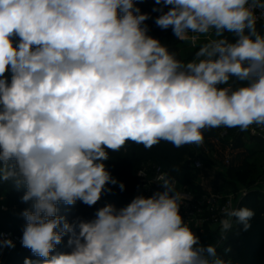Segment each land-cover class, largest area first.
<instances>
[{
  "label": "clouds",
  "instance_id": "9594fccd",
  "mask_svg": "<svg viewBox=\"0 0 264 264\" xmlns=\"http://www.w3.org/2000/svg\"><path fill=\"white\" fill-rule=\"evenodd\" d=\"M136 2L0 0V185L31 202L21 244L39 259L24 264H231L200 244L167 172L156 177L163 191L108 203L94 219L59 214L112 192L105 162L128 142L202 147L210 129L264 130V0H155L157 27L193 46L206 38L189 62L148 34ZM254 215L223 208L221 238L234 225L247 231ZM66 235L71 251H56Z\"/></svg>",
  "mask_w": 264,
  "mask_h": 264
},
{
  "label": "trees",
  "instance_id": "16d2710c",
  "mask_svg": "<svg viewBox=\"0 0 264 264\" xmlns=\"http://www.w3.org/2000/svg\"><path fill=\"white\" fill-rule=\"evenodd\" d=\"M136 6L141 9L142 13L150 15V18L145 21L149 27L148 34L158 39L162 44L167 45L169 51L176 53L177 58L182 60L178 53L181 41L175 38L172 29L162 30L154 23L155 18L160 13L153 12L152 9L160 7V5H156L155 0H142V2L137 0ZM167 10L165 8V11ZM257 27L259 26L257 25ZM232 39V42H234L236 37ZM230 83L238 86V82L234 80L230 81ZM211 135H214L212 129L204 133L205 138ZM231 137L229 138L231 139ZM239 137L234 136L232 139L236 142V140H239ZM256 144L257 148H254L255 150H252L251 153H254V151L264 153V147L261 143L257 142ZM189 154V145L176 148L172 144L163 141L150 150H146L142 145L132 142H128L119 152L114 153L109 150L110 159L105 162L106 167L118 181L116 185H108L112 189V192L103 194L101 199L91 207L81 201H77L73 206L60 204L58 205L60 209L59 214L65 215L69 222L77 219L91 220L95 218L96 211L108 203L114 204L117 208L126 206L136 197L134 195V188L137 182V171L143 163L148 161L162 165L169 174L187 181L188 167L184 159ZM254 167V164L248 161V157H245L241 165L238 167L230 166L226 172L221 174L223 184L220 187L222 189L235 190L239 187L251 186L260 176L254 181L251 180L245 183ZM175 168H178L179 171H175ZM119 182L125 185L123 191L119 188ZM22 195L23 190L17 191L10 183L0 185V197L3 196L7 206L6 210L0 209V231L14 232L20 238H22L23 228L26 224L25 219L20 213L24 209L31 207V202H21ZM239 207H248L254 210L255 215L249 222L251 227L247 231H243L242 225H236L224 247L217 250V255L226 261H231V264H264V196L251 192L241 201ZM67 240L68 236L66 235L62 243L57 245L56 251H71L67 247ZM14 245V248L5 246L0 249V264H24L25 258L32 260L39 259L29 249L23 247L21 242Z\"/></svg>",
  "mask_w": 264,
  "mask_h": 264
},
{
  "label": "built area",
  "instance_id": "2783aa9c",
  "mask_svg": "<svg viewBox=\"0 0 264 264\" xmlns=\"http://www.w3.org/2000/svg\"><path fill=\"white\" fill-rule=\"evenodd\" d=\"M256 15L258 17L257 25L264 33V15L261 14L259 9L256 10ZM201 38L205 37L201 36L198 41ZM190 45L193 46L191 43ZM196 45L193 47H196ZM9 72L6 73L7 77L9 76ZM212 130L214 135L207 136L202 147L197 148L195 145H189L190 154L184 159L188 167L187 181H183L179 177L169 174L162 165L148 161L143 163L137 171L138 173L142 170L145 175H136L137 182L134 188V195L149 197L156 191H163L161 184L156 181V177L167 172L175 178L177 190L182 192L187 198L180 208V213L184 221L189 222L192 231L199 237L201 245H214L216 250H219L224 247L236 226L234 225L226 233V238H221L219 221L223 218L222 209L225 207L238 208L241 201L251 192L264 196V173L251 186L239 187L235 190L222 189L220 187L223 184L222 176L221 174H216L219 178V186L210 189L202 183V178L205 177L206 171L208 170L206 166L207 157H209L210 153L216 156L219 155L221 158L219 160H221L223 166L230 167L235 156L238 154L237 148L234 145L235 141L232 137L245 134L249 138L263 141L264 130L256 128L255 135L252 134L251 129L240 131L238 128L221 127ZM242 190H246V193ZM0 209H7L3 197H0ZM233 219L235 220V218ZM0 234H2L0 239H11L14 244L21 242L20 236L14 232L0 231Z\"/></svg>",
  "mask_w": 264,
  "mask_h": 264
},
{
  "label": "rangeland",
  "instance_id": "374dc122",
  "mask_svg": "<svg viewBox=\"0 0 264 264\" xmlns=\"http://www.w3.org/2000/svg\"><path fill=\"white\" fill-rule=\"evenodd\" d=\"M224 35L228 38V40L230 42H232V38L235 37L234 34L232 33H227L225 32ZM214 38V35L211 37ZM216 38V37H215ZM19 37L15 38V42H18ZM206 42V38H201L198 42L196 47H193L190 45V42H183L181 41V44L179 45V50L178 53L182 58V61L184 62H189L192 59H194L195 57V53L196 51L199 50V47ZM8 80L10 82L11 80V72H9V77ZM249 138L248 136L241 135L239 137V140H236L235 142V147L237 148L238 152H243L242 155H246L245 157H248V161L252 164H254V169L252 170V173L250 174V177L245 181L246 182H250L251 180L254 181L259 175H261L262 173H264V153H259V152H255L251 153L252 150H255L254 148L256 147V143H261V145L264 147V140H259V139H255ZM198 148V147H197ZM221 159L219 157V155H215V154H209V157H207V167L208 170L206 171V175L205 177L202 178V183L204 184V186L212 189L215 187H218L219 185V178L218 175L216 174H222L224 172H226L228 169V167H224L223 164L221 163ZM240 161V160H237ZM215 174H214V173ZM243 184V183H242ZM239 186H241L240 183H238ZM3 197V196H1Z\"/></svg>",
  "mask_w": 264,
  "mask_h": 264
},
{
  "label": "crops",
  "instance_id": "0c3cea01",
  "mask_svg": "<svg viewBox=\"0 0 264 264\" xmlns=\"http://www.w3.org/2000/svg\"><path fill=\"white\" fill-rule=\"evenodd\" d=\"M257 29H258V31H260L262 34H264L263 32H262V30L259 28V27H257ZM203 37V36H202ZM214 38H215V36H214ZM242 153L243 152H238V154L235 156V158H234V160H233V163H232V167H238L239 165H241V163H242V161H243V159L245 158V156L247 155H242ZM237 160H240V161H237Z\"/></svg>",
  "mask_w": 264,
  "mask_h": 264
}]
</instances>
